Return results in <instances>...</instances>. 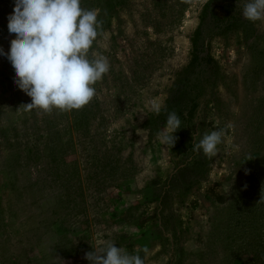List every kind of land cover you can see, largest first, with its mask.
<instances>
[{"label":"rangeland","instance_id":"1","mask_svg":"<svg viewBox=\"0 0 264 264\" xmlns=\"http://www.w3.org/2000/svg\"><path fill=\"white\" fill-rule=\"evenodd\" d=\"M232 1L81 0L100 21L86 55L110 68L78 110L26 108L0 56V264H90L108 243L144 264H264V17Z\"/></svg>","mask_w":264,"mask_h":264},{"label":"clouds","instance_id":"2","mask_svg":"<svg viewBox=\"0 0 264 264\" xmlns=\"http://www.w3.org/2000/svg\"><path fill=\"white\" fill-rule=\"evenodd\" d=\"M239 2L245 19L264 17V0ZM7 20L15 39L7 53L0 47V56L14 71L13 83L31 98L24 106L47 112L53 108L78 110L87 105L95 94L93 86L110 68L104 55L92 59L86 55L98 35L97 12L83 9L81 0H14ZM153 110L160 112L158 105H153ZM180 125L178 115L170 112L160 133L161 142L174 145ZM222 137L220 130L205 133L197 147L206 155H214ZM116 245L94 248L85 258L90 264H144L139 254Z\"/></svg>","mask_w":264,"mask_h":264},{"label":"trees","instance_id":"3","mask_svg":"<svg viewBox=\"0 0 264 264\" xmlns=\"http://www.w3.org/2000/svg\"><path fill=\"white\" fill-rule=\"evenodd\" d=\"M239 1V0H238ZM233 3H236L235 1H232ZM229 3H231V2H229ZM240 3V2H239ZM227 13H230V12H227ZM206 20H207V13L206 12H203V15H202V24H201V26L203 25V24H205L206 23ZM197 38H194V40H193V44H194V46H195V57H194V59L192 60V63H191V65H190V67H189V69H187V72H188V70H190L191 68H194L195 66H196V62H197V60H198V55H197V53H199V41H198V36H199V30H198V32H197ZM202 60H204V61H209V64L213 67V68H217V66H216V64H215V62L209 57V56H205L204 58H203V56L201 57V59H200V61L202 62ZM173 96V95H172ZM171 96V97H172ZM172 100H173V98H171L170 100H169V102H168V106H167V108L168 109H171L172 108V105H170V104H172Z\"/></svg>","mask_w":264,"mask_h":264}]
</instances>
